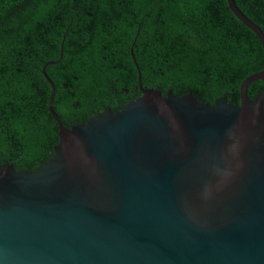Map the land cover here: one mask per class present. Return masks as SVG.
<instances>
[{
	"label": "water",
	"instance_id": "95a60500",
	"mask_svg": "<svg viewBox=\"0 0 264 264\" xmlns=\"http://www.w3.org/2000/svg\"><path fill=\"white\" fill-rule=\"evenodd\" d=\"M226 1L264 50L261 28ZM55 62L42 67L51 157L34 171L0 164V264H264V88L247 94L264 67L239 104L141 88L66 127L45 74Z\"/></svg>",
	"mask_w": 264,
	"mask_h": 264
},
{
	"label": "trees",
	"instance_id": "16d2710c",
	"mask_svg": "<svg viewBox=\"0 0 264 264\" xmlns=\"http://www.w3.org/2000/svg\"><path fill=\"white\" fill-rule=\"evenodd\" d=\"M129 1L135 4L139 23L122 29V60L112 58L109 63L131 67V81L117 69L106 76L116 85L111 91L102 88L99 72L84 75L89 66L80 58L67 65L64 52L59 59L61 44H67L54 40L48 31L50 9L58 12L61 5L79 0H0V164H13L17 171H34L52 155L58 126L47 106L52 89L41 74L50 59H59L45 68L55 86L52 108L66 127L70 122H86L85 114L99 102L111 100L109 97L123 108L139 94L131 48L142 70L144 87L158 89L163 96L168 89L177 96L190 91L210 105L220 96L239 104L242 81L264 67L261 40L234 16L226 0L124 2ZM234 2L264 33V0ZM143 5L147 6V16L143 15ZM62 66L78 79L65 86V78L59 75ZM263 88L262 80L253 81L247 88L248 97L254 98Z\"/></svg>",
	"mask_w": 264,
	"mask_h": 264
},
{
	"label": "flooded vegetation",
	"instance_id": "af4514ba",
	"mask_svg": "<svg viewBox=\"0 0 264 264\" xmlns=\"http://www.w3.org/2000/svg\"><path fill=\"white\" fill-rule=\"evenodd\" d=\"M113 1L116 0H79L76 4L61 5L58 12L50 9L48 15V31L51 37L56 41L60 40L62 41L61 43L66 42L67 44L65 47L61 44L59 56L62 49V55L64 52L67 55V65L72 64L80 58L79 61L84 66H89L88 71L84 75H95L94 72H99L103 76L102 79H99V81L101 80L100 84L102 88L111 91L115 90L116 85L106 76L115 72L117 69L123 70L122 72L128 75L127 80L131 81V67H123L121 64H118V66L115 64L110 66L109 62L112 58L122 60V45L125 36L122 29L139 23L134 11L135 4H132L131 1L124 2L125 0H117L118 3L116 5ZM143 10L145 11L143 15L147 16L146 5H143ZM117 32L120 33L118 38L116 37ZM132 49H130V55L133 58V62L134 59L136 62H134L137 70L135 84L139 91V94H135L132 97L134 98L141 94V88L151 87H144L145 81L142 78V70L139 67L135 55L133 56L132 54ZM58 60H48L56 61L49 65L56 64ZM66 66H62L63 71L59 73L66 80L64 83L65 86L67 83L78 79L77 75L69 73ZM139 73L141 87L139 86ZM41 74L46 80L42 68ZM45 74L50 78V74L46 70ZM50 80L52 81L51 78ZM132 91L134 90L132 89ZM109 98L111 100L101 101L93 106V108L91 107L92 110L85 114L84 119L88 121L96 118L98 115L122 109L120 107L121 103L117 99L113 97ZM71 125L74 124L70 122Z\"/></svg>",
	"mask_w": 264,
	"mask_h": 264
},
{
	"label": "clouds",
	"instance_id": "9594fccd",
	"mask_svg": "<svg viewBox=\"0 0 264 264\" xmlns=\"http://www.w3.org/2000/svg\"><path fill=\"white\" fill-rule=\"evenodd\" d=\"M206 192H207V189H206Z\"/></svg>",
	"mask_w": 264,
	"mask_h": 264
}]
</instances>
